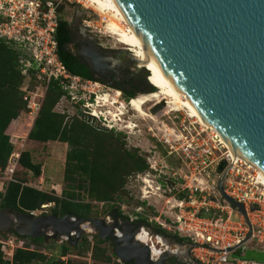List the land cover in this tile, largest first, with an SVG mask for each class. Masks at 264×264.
<instances>
[{"label": "water", "instance_id": "obj_1", "mask_svg": "<svg viewBox=\"0 0 264 264\" xmlns=\"http://www.w3.org/2000/svg\"><path fill=\"white\" fill-rule=\"evenodd\" d=\"M117 1L205 120L264 174V0ZM63 9L62 5L59 11ZM109 61L112 60L100 58L91 66L98 69ZM134 61L137 63L135 58ZM164 105L165 102L155 107L152 114H158ZM94 119L88 115L89 121ZM225 166L224 162L219 168L223 174L219 190L248 221L244 206L225 192ZM86 223L97 228L100 238H110L115 243V254L125 263L164 264L155 262L152 248L136 242L134 235L119 238L113 230L103 234V220L0 209V233L21 237H44L47 241L62 237L73 244L79 241ZM249 226L251 229L250 223ZM187 254L190 264H198L191 249ZM246 258L264 262V252L248 251Z\"/></svg>", "mask_w": 264, "mask_h": 264}, {"label": "built area", "instance_id": "obj_2", "mask_svg": "<svg viewBox=\"0 0 264 264\" xmlns=\"http://www.w3.org/2000/svg\"><path fill=\"white\" fill-rule=\"evenodd\" d=\"M70 1L0 0V41L16 52L25 82L20 90L26 110L15 121L24 116L22 126L27 128L29 134L41 113L43 99L51 84L64 83L72 78L59 59L57 41L59 8ZM32 80L38 84L34 91L29 90L28 82ZM97 119L101 120V117ZM201 132L205 133L202 128ZM6 134L14 150L5 169L0 166V193H4L10 183L18 182L16 174L23 154V150L15 148L19 136ZM197 135L184 142V155L189 167L194 166L190 176H183L182 192L187 194L186 197L175 200V204L168 199L166 204L171 206L170 213L157 217L146 215L143 206L131 207L125 202L119 204L120 212L125 218L144 224L139 235L148 232L150 244L146 245L152 250L153 240L161 238L149 233L148 228L155 225L187 242L191 254L199 253L195 255L198 264H264L246 258L248 251L264 252V183L260 175L248 162L233 158L224 144L218 138H213V133L210 132L208 140L201 138L200 132ZM224 162L225 192L244 206L251 229L245 216L233 208L219 190L223 175L219 168ZM144 183L149 185L150 179H145ZM170 194L168 191L150 193L145 190L140 200L151 205L149 199L153 195L165 198ZM12 236L8 240H0L6 261L13 260L16 250L29 249L24 239ZM253 243L255 247L251 246ZM108 264L127 263L117 257L114 263Z\"/></svg>", "mask_w": 264, "mask_h": 264}, {"label": "rangeland", "instance_id": "obj_3", "mask_svg": "<svg viewBox=\"0 0 264 264\" xmlns=\"http://www.w3.org/2000/svg\"><path fill=\"white\" fill-rule=\"evenodd\" d=\"M63 6L64 9L61 11V14L63 19L68 22L70 30L75 33L74 40H80L79 36H81L82 33L86 37H90L96 46L103 51L106 57L112 60L113 67L119 73V80L123 79V77H129V79L134 83L136 89H147L149 86L151 87V84L147 80L149 75L147 69L143 67L138 68V64L134 61L132 52H130L126 46L117 42L116 39L111 36L108 31H106L107 19L105 17L98 13L94 7L89 5L86 0H71ZM69 48L70 50L73 49L74 53L77 54V46L70 45ZM24 83L25 82L23 80L21 87H23ZM28 84L29 90L32 91L36 90V87H38L36 80H32L30 83L28 82ZM60 87L63 92V96L55 106L54 112L66 117V127L71 129L75 128L77 130L79 126L82 127L83 124L87 122L92 125H102L104 127L113 126L112 133L104 134L100 137L112 139L124 138L127 139L130 144H140L142 146L141 150H143V154H146L145 151L147 150H154L152 147L154 144L153 140H163L165 145L170 144L175 148H179L178 152L181 155V157H179L177 153H174L171 158V166L175 167V170H171L172 174L176 173L177 168L181 167L180 163H182L184 167V170H182L183 176H190V172L194 169V166H192V168L189 167V161H187L186 156L184 155L185 153L183 148L185 147L184 145L187 140L198 136L197 134L199 132L202 135L201 138H206L207 140L210 139V130H208L207 133H202L201 125H199L195 120L189 118L183 111L174 112L170 108H165L158 114L152 115L151 110L154 108L153 106L156 102L149 103L145 107V111L152 117V119L142 118L139 114L131 110L129 105L131 100L128 101L125 99V95L121 89L106 86L98 81L88 82L72 76L69 81L60 83ZM106 94L110 96V100L112 102L116 101L117 103L115 105H110L109 103L104 105V103H101L98 99L104 97ZM135 94L136 97H138L146 95L148 92L140 93L138 91ZM47 96L48 93L43 99V104L45 103ZM119 110L124 112V115L114 117V114H119ZM95 112L98 113L101 120L96 118L89 121L88 115ZM21 113L22 111L20 112V115ZM24 119V116H22V118L17 121L13 120V125L11 127L9 126L6 132H8L9 135H17V138L19 136V140L17 141L15 148H19L23 150V152H29L32 162L41 166L42 174L40 177H36L34 173L20 166L16 174V179L28 186L48 192L55 196H59L60 198L63 197L65 190H67L71 184L75 192L82 195V201L84 203L91 204V217H107L112 211L111 206H117L124 202L131 207L143 206L145 208L146 215L150 217H157L160 214L170 213L171 206L170 204H166L168 199L171 200V204H175V200L184 198L187 195L183 192L172 193L170 195H166L165 198H163V196L159 197V195H153L149 199L151 205H148L147 201L143 202L140 200V194L129 193H121L119 198L116 196L117 199L110 203L91 200L87 197L89 194L83 192L84 189H79V182L75 181L69 183L66 181V174L68 170L67 153L69 152L67 143L62 141H49L45 143L32 141L28 138L29 133L27 128L22 126V124L25 123ZM129 124H133L132 129L125 128V126H128ZM83 129L86 131L94 130V128L89 125H84ZM167 140H169V143ZM163 154L164 153L157 151L152 152L151 156H154L157 160H159L160 158H163ZM171 177L178 183H184V179L182 180L178 175H176L175 178L172 175ZM82 185L83 187H87L86 183H83ZM5 192L6 191H4V193ZM1 201L2 199H0V202ZM153 203L156 204V206H154ZM55 208L56 204L50 203L42 206L40 210L32 213L36 216L57 215L55 214ZM162 218H164V215ZM154 226L152 225L151 228H148L149 233L150 235H156L165 240L166 247L163 246V249L168 248V252L174 254L178 253L179 256L182 255V252L187 253V251H189L190 246L187 242L184 241V245L179 242L177 243L176 240L172 238L171 234L167 236L157 233V227ZM86 229V232L81 235L79 242H81L82 239H86L88 244L81 249L74 248L71 254L63 257L64 259L61 258V261L64 264H108L95 256L97 254V250L95 248L96 238H94L96 237V234L91 233L89 228L86 227ZM148 229L146 230L148 231ZM0 234H2L0 235V240H8L13 237V234L11 233ZM157 240L155 239L154 241L157 242ZM24 241L26 242L27 247L33 246L29 240L24 239ZM63 242L66 243L67 240L59 237L56 241L46 240V243L42 246H35V248L38 249L39 252L48 256V258H51L52 256L60 255ZM251 246L255 247L256 244L253 243ZM101 247L106 248V256L111 259L109 263H114L117 258L114 248L108 244H102ZM197 254L199 253L195 252V255ZM195 255L191 254L192 258L198 262Z\"/></svg>", "mask_w": 264, "mask_h": 264}, {"label": "trees", "instance_id": "obj_4", "mask_svg": "<svg viewBox=\"0 0 264 264\" xmlns=\"http://www.w3.org/2000/svg\"><path fill=\"white\" fill-rule=\"evenodd\" d=\"M60 23L57 30L58 41V54L59 59L66 66L68 71L73 76H81L88 79L89 73L85 70H79L77 67V57L71 53L69 46L72 43L71 30L69 24L62 17L59 12ZM150 73L147 80L151 83ZM24 77L21 74L18 64L17 54L8 47L4 42L0 41V166L5 169L8 165L10 155L14 150V146L11 143L10 137L6 134L7 129L12 124L13 120H16L20 115V112L26 110V103L23 99V93L20 88L23 83ZM156 91V90H155ZM63 96V92L59 82H53L48 91V96L43 104L41 113L35 123L34 128L29 134V138L32 141L37 142H49V141H62L70 144H74L76 139L84 138L76 134L79 130L66 127L65 116H61L54 112V108ZM136 98V94L125 96L126 100ZM83 154H77L75 151L70 153V160L73 158H79ZM20 166L32 173L36 177H40L42 174L41 166L34 164L29 152H23ZM79 166L68 163V170L66 175V181L69 183L79 182V187H83V183H90L92 187L101 186L103 182L100 179H76L70 177L72 169ZM115 194H102V193H90L88 198L97 202L110 203L116 200ZM183 197V196H181ZM82 195L77 194L71 186L65 190L62 198L55 196L48 192L39 190L37 188L26 185L23 182L10 183L5 193H0L1 209H12L16 212L31 214L34 211L40 210L42 206L55 203V214L59 217H64L68 214L79 216L81 218L91 217V204L84 203L82 201ZM112 210L120 215V209L118 206H112ZM145 223V222H144ZM156 232L162 235L169 236L170 234L160 227L156 228ZM2 235V234H0ZM16 237L27 239L33 246L29 249H18L15 251L12 261H6L4 259V253L2 252V245L0 244V264H64L61 261L62 257H65L73 252V249L84 248L88 243L86 239H82L77 246H73L69 243H65L61 246V253L59 256H52L48 258L45 254L38 251L35 246H42L46 243L44 237L30 238L21 237L18 234H13ZM55 241V240H53ZM104 244L103 240L99 237L96 238V250L97 258L102 259L104 262L109 263L111 259L106 256V248H102Z\"/></svg>", "mask_w": 264, "mask_h": 264}, {"label": "flooded vegetation", "instance_id": "obj_5", "mask_svg": "<svg viewBox=\"0 0 264 264\" xmlns=\"http://www.w3.org/2000/svg\"><path fill=\"white\" fill-rule=\"evenodd\" d=\"M74 34L75 33L71 31V46H77L78 52L75 54L73 49H71V53L77 57L76 62H78V69H85L89 73L88 79L81 76L75 77L88 82L98 81L106 86L121 89L125 96L133 95L138 91L140 93L155 91V89L150 86L147 89H136L134 83L129 77H123V79L119 80V73L113 67L112 61H109L107 64L105 63L102 67L99 66L100 68L98 69H93L91 62L100 58H108L103 51L96 46L90 37H86L82 33L81 36H79L80 40H74ZM99 63L102 64V62ZM159 104L160 103H156L153 107L155 108ZM84 125L93 127L95 131L84 130ZM83 126H79L78 130H80L76 134L83 136L84 138L76 139L73 145L67 143L69 148V152L67 153V164L71 163L72 165L79 166L78 168L75 167L72 169L68 174H70V177L76 179H100L108 182H103L101 186L97 187H92L90 183H86L87 187H79V189H84V193H129L141 195L145 190L150 193L157 191H168L169 193L182 192L183 182L178 183L171 177V175L174 178L178 175L183 180V164L180 163L181 167L176 169V173L172 174L171 170H175V167H172L170 163L174 153H177V155L181 157L178 152L179 148H175L170 144L165 145L163 140L159 139L157 141L153 140L154 144L152 147L154 150H147L145 151L146 154H143V150H141L142 146L140 144H130V142L124 138L112 139L100 137L104 134L112 133V128L110 129L109 127H104L102 125H92L88 122L84 123ZM167 142L169 143V140H167ZM74 151L77 154H83V156L70 160V153ZM157 151L164 153L162 159L160 158L157 160L154 156H151L152 152ZM148 178L150 179V184L145 185L144 180ZM85 219L103 220L104 223L101 226L103 234L109 235L113 230L114 234L119 238L134 235L136 242L141 241L138 234L140 228L142 226L144 227V224L142 225L125 218L121 212L119 215L112 210L107 217H90ZM86 227L91 230V233L96 234V237L94 238L99 237L100 240L104 241V244H108L116 250V245L110 238H100L97 228L92 223H86L82 226L84 232L87 230ZM172 238L176 240L177 243L179 242L184 245V241L180 240L178 237L172 236ZM74 239L72 240L74 241ZM79 241L73 244L69 241L66 243L77 246ZM64 244L65 243L63 242L62 245ZM187 253L183 252L181 253V256L178 254V256L175 257L166 250L161 257L154 258V260L155 262H163L164 264H189L190 261Z\"/></svg>", "mask_w": 264, "mask_h": 264}, {"label": "bare ground", "instance_id": "obj_6", "mask_svg": "<svg viewBox=\"0 0 264 264\" xmlns=\"http://www.w3.org/2000/svg\"><path fill=\"white\" fill-rule=\"evenodd\" d=\"M86 2L107 19L106 31H108V33L113 36L117 42L126 46L128 50L132 52L133 57L137 60L138 68L143 67L147 69L151 76L150 84L156 87V91L152 94L148 93L146 95L131 99L129 104L131 110L139 114V116L142 118L152 119V117L145 111V107L152 102H160V104L165 102L164 108H170L174 112H185L189 118L195 120L199 125H201L203 132L210 130V132L215 136L213 138H218L221 143L224 144L225 148L229 150L233 158L247 162L246 158L238 150L230 147L225 142L217 130L205 120L191 99L180 90L178 85L171 78L170 74L158 61L153 50H151L146 40L136 29L117 0H86ZM110 99V96L106 94L104 97H101L98 100H100L101 103H104V105L107 103L110 105H115L117 103L116 101L112 102ZM90 115L95 117V119L100 117L97 112ZM122 115H124V112L120 111L119 114H114V117H119ZM125 128L132 129L133 124H129L128 126H125ZM252 167L256 169L254 166ZM256 171L264 183V174L257 169ZM148 235V232H142L140 235L138 234V237L142 243L150 244ZM153 243L154 258H157L162 252H164V250L168 249L162 248L163 246L166 247V242L163 238H158L157 242L153 240Z\"/></svg>", "mask_w": 264, "mask_h": 264}]
</instances>
